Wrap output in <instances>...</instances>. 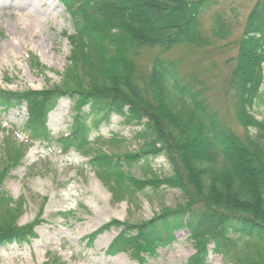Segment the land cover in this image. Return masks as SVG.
<instances>
[{"label":"trees","instance_id":"1","mask_svg":"<svg viewBox=\"0 0 264 264\" xmlns=\"http://www.w3.org/2000/svg\"><path fill=\"white\" fill-rule=\"evenodd\" d=\"M62 1L73 22L74 32L65 38L71 45V63L80 72L76 85L82 79L87 83L43 92L0 91V111L28 107L20 129L27 137L20 146L21 158L32 145L52 141L47 119L64 97L77 106L73 136L64 140V148L92 151L91 126L98 128L112 115L126 125L142 126V151L94 159L95 173L114 184L116 173L164 156L174 174L142 188L179 190L184 202L145 223L112 222L97 234L120 230L111 249L127 252L141 264L171 247L181 231L195 247L189 264H208L211 252L229 264H264V0L254 4L236 42L237 54L229 61L233 67L227 92L234 118L245 131L242 136L195 77L178 74L161 59L178 46L200 49L210 44L204 18L219 0ZM232 15L219 12L211 17L213 39L225 41L235 34V9ZM147 51L159 55L143 71L138 59ZM2 127L0 135L13 134ZM2 198L0 192V203ZM6 220L0 223V247L31 238L28 229Z\"/></svg>","mask_w":264,"mask_h":264},{"label":"rangeland","instance_id":"2","mask_svg":"<svg viewBox=\"0 0 264 264\" xmlns=\"http://www.w3.org/2000/svg\"><path fill=\"white\" fill-rule=\"evenodd\" d=\"M20 1L0 0V5H5L0 9V91L43 92L83 87L87 80L76 85L80 72L70 60L71 45L65 34L72 35L74 28L63 1L22 0L23 6L19 7ZM256 1L219 0V5L204 18L210 44L200 49L178 46L161 55L178 74L200 82L214 107L241 136L245 131L234 118L227 92L233 67L229 61L237 54L236 42ZM233 9L238 14L235 34L225 41L213 39L211 17L223 12L233 18ZM143 54L138 66L148 71L159 53ZM85 113H89L88 108ZM27 114L25 104L0 111V126L13 133L9 137L0 135V223L9 219L31 233V238L21 244L12 241L2 245L0 264H141L129 253L111 249L120 230L111 228L97 233L112 222L145 223L184 202L179 190L163 185L158 191L142 188L149 181L164 180L174 174L167 158L160 156L148 164L142 161L116 173L114 184L101 179L92 161L141 152L145 147L142 126L126 125L122 118L112 115L98 128L91 126L88 142L92 143V151L82 153L64 148V140L72 139L77 116L76 103L68 97L58 102L47 119L52 141L32 145L21 158L20 146L27 143V137L20 129ZM87 123H93L90 117ZM176 237L171 247L159 250L157 258L142 264L191 263L195 247L189 234L181 231ZM208 264L229 263L211 252Z\"/></svg>","mask_w":264,"mask_h":264},{"label":"bare ground","instance_id":"3","mask_svg":"<svg viewBox=\"0 0 264 264\" xmlns=\"http://www.w3.org/2000/svg\"><path fill=\"white\" fill-rule=\"evenodd\" d=\"M20 6H23V1L22 0L19 2V7ZM3 8H5V5H0V9H3Z\"/></svg>","mask_w":264,"mask_h":264}]
</instances>
